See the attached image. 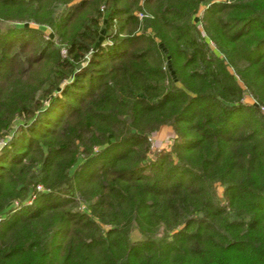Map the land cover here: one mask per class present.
Segmentation results:
<instances>
[{
    "label": "trees",
    "instance_id": "trees-1",
    "mask_svg": "<svg viewBox=\"0 0 264 264\" xmlns=\"http://www.w3.org/2000/svg\"><path fill=\"white\" fill-rule=\"evenodd\" d=\"M0 20V264H264V0H0Z\"/></svg>",
    "mask_w": 264,
    "mask_h": 264
},
{
    "label": "rangeland",
    "instance_id": "rangeland-1",
    "mask_svg": "<svg viewBox=\"0 0 264 264\" xmlns=\"http://www.w3.org/2000/svg\"><path fill=\"white\" fill-rule=\"evenodd\" d=\"M199 16L200 14H202V10L198 12ZM15 25L16 22L15 21H8V20H0V25L2 26H5V25ZM26 25H30V26H35V27H39L44 35H48L49 33L52 32V29L49 25L47 24H39V23H36V22H33V21H28L26 23H24ZM104 31V30H103ZM65 50H63V53H64ZM245 100L249 101V102H253V98L248 95V94H245V97H244ZM263 111H264V106H262L261 108ZM17 121H15L16 123ZM14 125V124H13ZM15 128V127H14ZM173 130L171 128V126L169 125H163L161 126L159 129L153 131L150 135V139H151V147L154 150H158L159 148H164V147H169L170 143L172 142V137H173ZM40 184V183H39ZM42 187V186H41ZM36 188L37 190H40L37 185H36ZM217 190L218 192L220 193L222 191V186L221 185H217ZM32 200V197H26L22 200L20 199H13L9 202L8 204V208L9 206L12 207V205H19V207L23 204V203H30ZM84 206V204L81 205V207ZM17 209V208H16ZM3 219V217H1L0 221ZM107 227V226H106ZM140 236V234L138 233V231L136 229H134L131 233V237L133 239H137L138 237Z\"/></svg>",
    "mask_w": 264,
    "mask_h": 264
},
{
    "label": "built area",
    "instance_id": "built-area-1",
    "mask_svg": "<svg viewBox=\"0 0 264 264\" xmlns=\"http://www.w3.org/2000/svg\"><path fill=\"white\" fill-rule=\"evenodd\" d=\"M138 15H139V17H142L143 15H144V12L143 11H139L138 12ZM42 185L41 184H37V187L41 190V189H43V186L41 187ZM19 207V205H12V207H11V209L12 210H15L16 208H18ZM1 217H3L2 215H0V219H1Z\"/></svg>",
    "mask_w": 264,
    "mask_h": 264
},
{
    "label": "water",
    "instance_id": "water-1",
    "mask_svg": "<svg viewBox=\"0 0 264 264\" xmlns=\"http://www.w3.org/2000/svg\"><path fill=\"white\" fill-rule=\"evenodd\" d=\"M81 65H82V64H81V63H79V64L77 65V68H79Z\"/></svg>",
    "mask_w": 264,
    "mask_h": 264
},
{
    "label": "crops",
    "instance_id": "crops-1",
    "mask_svg": "<svg viewBox=\"0 0 264 264\" xmlns=\"http://www.w3.org/2000/svg\"><path fill=\"white\" fill-rule=\"evenodd\" d=\"M196 15H197V17H199V14L198 13Z\"/></svg>",
    "mask_w": 264,
    "mask_h": 264
}]
</instances>
